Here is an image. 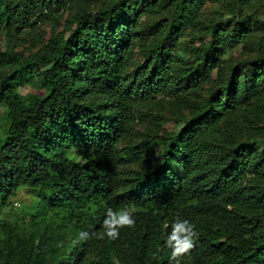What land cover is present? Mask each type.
I'll list each match as a JSON object with an SVG mask.
<instances>
[{"label": "trees", "instance_id": "16d2710c", "mask_svg": "<svg viewBox=\"0 0 264 264\" xmlns=\"http://www.w3.org/2000/svg\"><path fill=\"white\" fill-rule=\"evenodd\" d=\"M219 1L0 0V211L23 189L41 198L26 229L0 219V264H175L167 241L185 220L198 236L180 264H264L259 0H231L230 17L212 21L202 47L180 53ZM67 8L63 32L26 58L14 52L26 36L38 45L36 29ZM249 41L255 56L214 81L227 53ZM137 49L143 62L129 74ZM35 73L44 94L23 96L22 77ZM206 85L180 130L150 138L160 160L119 151L144 122L145 102L169 91L192 100ZM125 214L133 226L119 225Z\"/></svg>", "mask_w": 264, "mask_h": 264}, {"label": "rangeland", "instance_id": "374dc122", "mask_svg": "<svg viewBox=\"0 0 264 264\" xmlns=\"http://www.w3.org/2000/svg\"><path fill=\"white\" fill-rule=\"evenodd\" d=\"M231 0H220L217 3H210L204 9L203 15L199 20L196 30L189 31L181 41L180 53L187 59L200 49L208 33V28L212 21H220L230 17ZM260 13L264 16V0H259ZM74 10L67 8L62 12L60 18L55 19L53 23L39 26L35 31V40L31 36H26V43L17 47L14 52L24 58L36 52L39 48L45 45L50 39L63 32L71 23ZM258 33H255L257 35ZM7 41L5 37L0 35V50H6ZM255 56L253 43L249 41L245 45H241L235 50L227 53L225 62L222 64L219 72H216L213 80L218 84L224 82L228 69L239 61L250 59ZM143 62V56L138 51L135 52V59L129 69V74L135 70L139 63ZM130 79L132 78L129 75ZM210 85L204 87V91L192 100H185L182 94L169 91L160 95L152 102H145L140 108V114L143 118L142 123L136 125L133 134L126 140L122 141L119 146V151L122 154H127L132 150L142 151V160L152 158V153L156 155V159L160 160V148L150 140L154 137L160 139L169 133L176 132L182 128V120L189 117L196 110L200 109V104L207 96V90ZM19 92L23 96L32 94L42 95L44 91L40 88L36 73L34 75H24L19 84ZM3 114L0 109V116ZM2 125L5 121H1ZM2 132L0 130V138ZM132 168H136L137 164H131ZM40 190L23 189L18 195L11 200L9 206L0 211V219L7 220L10 223L21 224L26 229L30 224L33 216L39 208ZM18 203L19 206H16Z\"/></svg>", "mask_w": 264, "mask_h": 264}, {"label": "clouds", "instance_id": "9594fccd", "mask_svg": "<svg viewBox=\"0 0 264 264\" xmlns=\"http://www.w3.org/2000/svg\"><path fill=\"white\" fill-rule=\"evenodd\" d=\"M110 215L111 212H110ZM120 226H133L134 221L127 215H123L119 218L118 221ZM108 228L107 235L111 239L118 237V232L115 230L116 222L109 223L106 221ZM195 226L192 225L189 221L185 220L182 223H177L173 227L172 234L168 237V245L173 249L172 251V260L175 261V264H180L179 257L188 253L194 247V237H197L198 234L194 230ZM81 239L88 238L87 234H81Z\"/></svg>", "mask_w": 264, "mask_h": 264}, {"label": "built area", "instance_id": "2783aa9c", "mask_svg": "<svg viewBox=\"0 0 264 264\" xmlns=\"http://www.w3.org/2000/svg\"><path fill=\"white\" fill-rule=\"evenodd\" d=\"M15 205H16V206H19V204H18V203H15Z\"/></svg>", "mask_w": 264, "mask_h": 264}]
</instances>
